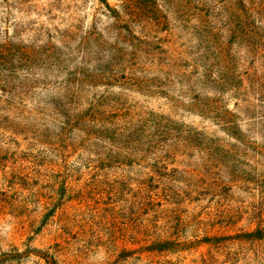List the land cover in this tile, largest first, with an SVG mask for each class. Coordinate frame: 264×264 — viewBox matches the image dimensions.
Instances as JSON below:
<instances>
[{"label": "rangeland", "instance_id": "374dc122", "mask_svg": "<svg viewBox=\"0 0 264 264\" xmlns=\"http://www.w3.org/2000/svg\"><path fill=\"white\" fill-rule=\"evenodd\" d=\"M0 264H264V0H0Z\"/></svg>", "mask_w": 264, "mask_h": 264}]
</instances>
